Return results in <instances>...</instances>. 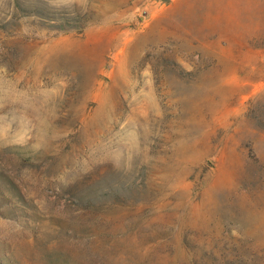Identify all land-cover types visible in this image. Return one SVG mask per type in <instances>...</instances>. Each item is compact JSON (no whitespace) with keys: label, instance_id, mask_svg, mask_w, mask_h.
<instances>
[{"label":"rangeland","instance_id":"1","mask_svg":"<svg viewBox=\"0 0 264 264\" xmlns=\"http://www.w3.org/2000/svg\"><path fill=\"white\" fill-rule=\"evenodd\" d=\"M0 264H264V0H0Z\"/></svg>","mask_w":264,"mask_h":264}]
</instances>
